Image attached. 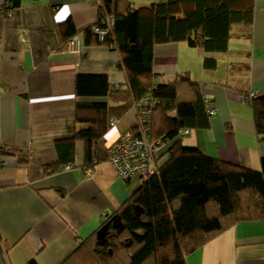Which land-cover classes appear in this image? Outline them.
<instances>
[{"label": "crops", "instance_id": "0c3cea01", "mask_svg": "<svg viewBox=\"0 0 264 264\" xmlns=\"http://www.w3.org/2000/svg\"><path fill=\"white\" fill-rule=\"evenodd\" d=\"M5 1L0 0V147L5 148L0 153V264L30 259L59 264L77 239L97 231L105 216L135 191L136 181L118 177L105 161V148L120 132L137 130V115L129 108L96 144L98 161L89 178L83 171L81 140L74 143L70 169L44 173V166L57 160V150L71 149L66 141L82 127L74 120L75 101L106 100L75 97V75L105 73L112 84H120L124 73L114 49L84 42V28L97 18V0H21L10 16L2 12ZM130 1L140 6L159 0ZM66 21L79 35L78 53L64 46ZM203 55L200 48L180 41L157 44L153 50L157 81L188 72L210 96L209 125L188 128L178 137L204 154L257 170L264 136H257L238 88L264 92V0H255L250 38H231L228 53L217 55L214 70L203 69ZM245 56L247 76L232 75L227 64ZM186 263L264 264V218L237 223L189 254Z\"/></svg>", "mask_w": 264, "mask_h": 264}, {"label": "trees", "instance_id": "16d2710c", "mask_svg": "<svg viewBox=\"0 0 264 264\" xmlns=\"http://www.w3.org/2000/svg\"><path fill=\"white\" fill-rule=\"evenodd\" d=\"M97 2V18L84 28V42L114 49L124 81L112 84L105 73L75 75V97L106 100L75 101L74 120L82 127L67 139L71 149L57 150V160L44 166L43 172L73 166L76 140L84 143L83 171H92L98 161L96 144L115 126L111 120L117 124L132 107L137 115L139 104L149 94L155 102L148 137L169 146L156 153L154 170L144 182L139 184L134 175L122 178H133L137 187L114 213L105 216L103 237L97 239V230L77 239L75 249L59 264H187L189 254L237 223L264 218V156L256 170L184 145L178 137L180 130L209 125L210 96L205 102L201 83L188 72L178 73L171 81H157L153 50L157 44L185 42L203 51V69L214 70L217 55L228 53L231 38L252 36L255 0H159L140 6L130 0ZM20 4L21 0H6L3 14ZM106 26L107 34L95 33L94 27ZM64 29L67 49L69 40L79 35L70 21ZM245 57L227 64L232 75L245 72L247 76L250 62ZM238 89L241 101L252 112L257 136H264V92L247 86ZM250 91L255 95L244 101L241 97ZM25 264L38 263L30 259Z\"/></svg>", "mask_w": 264, "mask_h": 264}, {"label": "built area", "instance_id": "2783aa9c", "mask_svg": "<svg viewBox=\"0 0 264 264\" xmlns=\"http://www.w3.org/2000/svg\"><path fill=\"white\" fill-rule=\"evenodd\" d=\"M5 15L10 16L11 10H5ZM110 23L112 20L110 19ZM95 33L100 36L108 33V26L94 27ZM79 37L76 35L72 37L68 44L67 49L72 53H78L79 50ZM1 52V45H0ZM204 101L207 102L208 93H204ZM255 95L254 91H250L248 95L241 97L244 101H248ZM155 99L151 98L149 94L139 104L137 111L138 130L133 132L125 130L120 132L117 137L109 142L106 146V160L113 167L115 173L121 178L127 179L131 175L135 176L136 181L140 184L154 170L153 160L156 153L159 151L162 142L160 140H151L148 137L149 122L151 120V111ZM213 109L210 108L208 113L211 114ZM111 125H116V119L111 120ZM187 128L180 130V133H186ZM4 161L0 158V166ZM71 164L65 165L62 169H70ZM91 170L87 168L84 171L85 177L89 178Z\"/></svg>", "mask_w": 264, "mask_h": 264}, {"label": "water", "instance_id": "95a60500", "mask_svg": "<svg viewBox=\"0 0 264 264\" xmlns=\"http://www.w3.org/2000/svg\"><path fill=\"white\" fill-rule=\"evenodd\" d=\"M2 148L3 147H0V153L2 152ZM114 218V217H113ZM107 226L104 225V226H101L98 231H97V239H101L104 235V232L106 230Z\"/></svg>", "mask_w": 264, "mask_h": 264}, {"label": "rangeland", "instance_id": "374dc122", "mask_svg": "<svg viewBox=\"0 0 264 264\" xmlns=\"http://www.w3.org/2000/svg\"><path fill=\"white\" fill-rule=\"evenodd\" d=\"M109 144V143H108ZM107 144V145H108ZM166 148V145H162L161 147H160V149H159V152H161L162 150H164ZM161 161H163V158L161 159Z\"/></svg>", "mask_w": 264, "mask_h": 264}]
</instances>
